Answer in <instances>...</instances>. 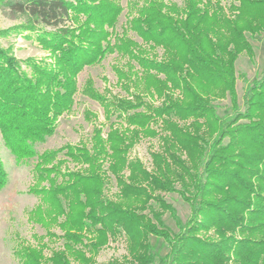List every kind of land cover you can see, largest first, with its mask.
<instances>
[{
  "label": "trees",
  "instance_id": "16d2710c",
  "mask_svg": "<svg viewBox=\"0 0 264 264\" xmlns=\"http://www.w3.org/2000/svg\"><path fill=\"white\" fill-rule=\"evenodd\" d=\"M235 1L240 4L230 5L228 13L218 0H184V8L163 0L140 6L131 1L128 14L135 10L137 17L127 21L148 44L145 50L128 39V29L121 36L115 32L123 11L118 0H0L26 17L21 29L34 33L50 59L27 60L23 68L0 47L1 139L18 162L36 158V186L28 192L40 202L31 220L48 240L57 238L52 227L62 233L61 247L49 256L43 254L44 243L18 251L22 264H94L101 247L121 233L136 264L152 262L149 236L168 245L165 264L229 259L264 264V74L246 89L243 112L235 91L238 55L254 58L245 33L264 31L250 9L264 0ZM8 31L0 30V37ZM156 47L163 49L160 60L149 56ZM114 53L128 63L126 73L116 70L127 96L109 97L90 77L79 90L77 75ZM132 63L140 70L134 76ZM78 92L101 105L104 123H94L92 116L88 144L38 154L35 145L54 133ZM146 95L160 99V105L146 101ZM226 96L233 114L222 119L211 100ZM142 138L159 140L158 150L150 153L151 170L129 158ZM61 153L80 168L61 175V163L48 167ZM109 175L117 187L115 200L104 195ZM7 182L0 161V190ZM175 184L190 207L184 223L161 199L159 212L149 204L155 194L173 192ZM166 211L176 234L163 225ZM210 230L213 237L200 235Z\"/></svg>",
  "mask_w": 264,
  "mask_h": 264
},
{
  "label": "rangeland",
  "instance_id": "374dc122",
  "mask_svg": "<svg viewBox=\"0 0 264 264\" xmlns=\"http://www.w3.org/2000/svg\"><path fill=\"white\" fill-rule=\"evenodd\" d=\"M123 7V11L118 18L115 32L118 36L124 34L122 30H130L128 19L137 17L135 10L132 16H129L128 10L130 2L133 1L136 5H143L148 0H118ZM220 5L228 13L227 9L230 5H238L239 1L235 0H218ZM165 4H174L179 8H184V0H163ZM148 4V3H147ZM250 7V6H249ZM261 24H264V5L255 4L253 9H250ZM231 16V15H230ZM259 24V23H258ZM27 25L26 17L11 12L6 6L0 2V30L8 31L9 35L0 37V47L6 50L7 53L15 57L23 68L27 60H35L37 62L50 61L47 53L34 40V33L21 29ZM17 28V29H15ZM39 28V27H38ZM127 30L128 39L137 44V48L149 49L148 44L143 42L139 36L133 31ZM264 30V29H263ZM247 41L251 44L254 51V58L251 60L245 53L241 52L235 61L236 84L235 91L237 95L238 110L243 112V96L246 89L252 85L253 81L260 80L264 74V31L251 35L245 33ZM111 42H115L114 36L110 38ZM149 56H155L158 60L162 58L163 49L156 47L154 51L149 52ZM133 76L139 73L138 66L135 63L131 64ZM116 70L127 72L129 71L128 63L125 58H120L117 54L107 55L100 64L85 67L77 75V86L80 90L87 78H92L94 87L100 92L108 90V96L126 97L124 89L117 83ZM128 75V73H127ZM131 92L135 89L131 88ZM109 97H107L109 99ZM145 100L153 103L154 106H159L160 99L150 98L144 96ZM212 104L215 107V113L219 118L227 119L232 116L233 110L228 96L223 99H212ZM94 123H104L103 109L99 103L88 99L80 92L74 97V105L71 111L64 113L57 119L54 133L46 137L45 141L36 144L35 149L38 154L44 151H52L59 149L65 145L80 146L82 143L88 144L90 142L91 129ZM114 119V118H112ZM243 122V121H242ZM108 127L103 128V136L107 132ZM159 148L158 138H142L130 151L129 158L138 159L147 170L152 169L150 153L157 151ZM0 161L8 173V182L6 186L0 190V264H22L20 257L17 255L18 251L26 246L38 247L39 244H45L43 250L44 256H49L51 250L61 247L62 241L58 236H61V231L57 227H52L51 232L55 233L57 238L48 240L45 236L46 231L38 223L31 220L32 213L40 202L39 197L28 191L36 186L35 173L33 165L36 158L28 161L18 162L15 157L6 149L0 136ZM61 163L60 174H68L76 172L80 165H75L66 159L63 153L59 154L57 158L47 166L59 165ZM127 174V171L124 172ZM57 181H62L61 176L56 178ZM65 180V179H64ZM47 186V183H43ZM173 192H160L155 194L156 197L150 199L149 204L155 210L160 211L158 199H161L165 204L169 205L184 223L190 217L189 205L180 197L178 191L180 186L174 185ZM117 194V187L115 180L109 175L107 186L104 191L105 197L115 200ZM121 203V202H120ZM123 204V203H121ZM123 206V205H122ZM143 213H148L144 210ZM161 220L163 225L171 232V234L178 233V228L175 225L173 218L169 212L162 214ZM203 237H213L210 230L208 233L202 232ZM44 238H41V237ZM124 234L110 237L107 244H105L97 255L95 256L94 264H108L115 261L117 264H136L128 255V243ZM147 242L151 245L150 254L153 255L151 264H165L163 258L169 251L168 245L162 240L149 236ZM226 264H237L233 259H229Z\"/></svg>",
  "mask_w": 264,
  "mask_h": 264
}]
</instances>
